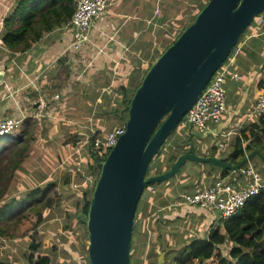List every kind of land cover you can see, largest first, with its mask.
<instances>
[{"label":"crops","instance_id":"1","mask_svg":"<svg viewBox=\"0 0 264 264\" xmlns=\"http://www.w3.org/2000/svg\"><path fill=\"white\" fill-rule=\"evenodd\" d=\"M17 1L0 0V72L4 74L0 81V118L22 117L23 124L19 131L0 140V153L3 155L15 143H21L24 158L16 170L9 173L7 187H2L0 208L12 204L5 211H11L9 220L16 214L20 218L21 212L24 214L27 210L34 214L33 221L37 223L36 209L42 203L47 206L42 211V221L28 233L29 240L35 235L29 249L34 251L31 248L33 243L38 246L34 252L36 255L30 254L36 258L38 254H48V222L59 219L57 213L48 217L52 204L48 205L51 196L48 185L55 184L51 189L55 192V189L71 186L77 171L82 177L86 176L84 166L86 156L91 154L93 137L102 138L118 127L109 118L117 110V107L111 110L110 105L123 98L120 86L119 97L122 98L116 101L115 87L126 81L127 72L131 71L132 76L135 72L136 76L142 73L147 60H155L194 21L208 0H109L104 14L93 23L89 40L80 49L71 48L74 38L72 28L67 24L46 33L23 53L13 52L2 43L4 20ZM250 28L227 61L230 69L242 77L229 79L226 83V112L219 124H211V130L195 139L201 140L202 147L204 142H211L209 147L202 148L206 151H225V155L221 153L217 157L226 159L231 157L242 129L259 125L261 120L255 112V105L256 96L264 88V13ZM56 94H60L59 98L55 97ZM73 137L81 141L76 143ZM208 139L210 141H205ZM80 142L81 146L87 145V149L80 148V155L76 156L74 150ZM221 142L226 144L224 149L218 146ZM196 148L200 151L197 143ZM206 151H203L206 156H213ZM18 154L12 158H18ZM73 158L81 160L84 166L69 168V164L75 161ZM15 162L10 161L12 165ZM212 176L213 180L207 186L221 176V168ZM228 179L234 184L243 182L239 174L228 175ZM155 187L160 190L158 185ZM37 189L40 190L39 197L31 199L32 192ZM182 210L202 215V232L196 238L206 239L222 225V219L215 211L195 206H184ZM57 212L62 214L61 209ZM6 215H3L5 219ZM76 215H79L78 203ZM0 226V263L12 264L20 257H17L18 247L1 223ZM220 230L223 232L224 227L221 226Z\"/></svg>","mask_w":264,"mask_h":264},{"label":"water","instance_id":"2","mask_svg":"<svg viewBox=\"0 0 264 264\" xmlns=\"http://www.w3.org/2000/svg\"><path fill=\"white\" fill-rule=\"evenodd\" d=\"M263 12L264 0H208L148 69L132 97L125 132L105 158L91 155L100 172L86 222L90 264H131L135 218L145 189L171 180L189 161L233 172L256 156L264 164V154L255 147L234 164L199 155L192 140L169 169L149 173L161 147ZM165 256L160 251L157 264H167Z\"/></svg>","mask_w":264,"mask_h":264},{"label":"rangeland","instance_id":"3","mask_svg":"<svg viewBox=\"0 0 264 264\" xmlns=\"http://www.w3.org/2000/svg\"><path fill=\"white\" fill-rule=\"evenodd\" d=\"M251 29L252 28L248 29V31ZM151 61L155 60H147L145 67L141 69L143 74L140 72V74L136 76L135 72L134 76H132L131 71L126 73V81H122V84L115 87L117 95L114 97L117 98L116 101L120 98V86L124 84L127 85L126 88L128 95H134L135 89L141 83L143 79L142 76H144L145 73L144 71L152 63ZM120 103L121 101H119V103L111 104L110 109L113 110L115 107H118V104ZM119 115L120 110H116L114 115L109 117L116 122L115 126H119L121 122H123ZM109 123L112 124V122ZM184 128V125L180 124L172 133L171 137L168 138L164 145L161 156L156 162L162 160L167 162L172 155H177L180 152L183 153L186 150L187 147L184 145V142H187V139L185 138L186 133L183 131ZM73 138H75L76 143L81 141L76 139V137ZM192 140H194L195 144H198L200 151L197 150V153L206 156L205 152H203L206 150L202 148H205L206 146L209 147L208 144L211 142H204L205 146L202 147L200 144L201 140L196 141L193 138ZM205 141L210 140L208 139ZM85 144L83 143V145ZM81 145L82 142H80L79 146L74 150L76 156L80 155V148L87 149V145ZM221 153L224 155L226 154L225 151H219L217 149H208L206 151V154L213 156H220ZM91 155L92 154L86 156L87 164L85 166L78 158H73L72 160L75 161L69 164V168L74 167L75 169H77L80 164L83 165L85 167L86 172L84 173L86 176L82 177L77 171L75 177L72 179L71 186H64L61 190L55 189L56 193L54 190L49 189L52 204L50 206V211H48V217L53 213L59 214L58 220L48 222V246L46 250H48V254L52 256L53 264H90L87 251L89 243L87 227L84 223H78L75 215L76 203L82 200L86 193L91 196V190L94 188L97 181L99 166L90 167V163H93ZM105 157L106 156L102 155V158ZM250 163L264 177V164L260 158L256 156L250 160ZM219 170L220 167H214L211 169L210 165L207 163L197 166L195 162L189 161L184 165L182 171L175 175L171 180L155 184L160 187V190L158 189L159 192L152 193L150 187L145 189L139 202V215L133 232L134 242L131 247V264H157L159 253L160 251L163 252L164 248L167 250V253H165L166 263L175 264V256L178 255L181 249H183L193 238H196L201 234L202 231L200 229L204 224L201 219L202 215H197L191 212L186 213L182 210V208L187 205H183L181 196L186 191H193L206 187L211 179L213 180L212 173L218 174ZM149 173H155V165L150 169ZM15 208L18 209L16 205ZM53 209H55L54 212L52 211ZM60 209L62 210V214L57 212ZM5 211L6 210L3 209L0 211V215L2 216L7 214L6 219H3L1 225L2 228L5 229V232L10 235V239L15 247H18L17 257L20 256L18 259L14 260L12 264H29V259L32 256L30 254L36 255L34 251L29 249L33 235L31 236L32 239L29 240V235H24V233L27 227L34 225V214L31 215L27 210H22L24 211V214L22 212L21 214L26 215L29 220H20L18 217L19 214H16L18 213L17 211L15 213L16 215H12L14 217L9 220L8 218L11 216V211L7 213ZM37 219L38 216H36V220ZM144 220H146L145 224ZM18 222L20 226L18 225ZM31 230V232H33V229ZM7 240L9 241V238ZM26 241L28 243H25ZM29 251L32 253H29ZM23 257L26 259H23Z\"/></svg>","mask_w":264,"mask_h":264},{"label":"trees","instance_id":"4","mask_svg":"<svg viewBox=\"0 0 264 264\" xmlns=\"http://www.w3.org/2000/svg\"><path fill=\"white\" fill-rule=\"evenodd\" d=\"M74 11L75 0H18L13 11L4 20L2 43L13 52H26L38 43L46 33H49L58 27L67 25L70 22ZM261 15L257 16L254 19V22L259 19ZM238 44L234 47L226 62L230 59ZM166 48H164L163 51H165ZM153 62L149 65L144 75L147 73ZM121 90L123 91V98L117 107V110H120L119 117L124 121L123 124H125L129 117V106L133 96L127 95L126 86H121ZM4 137H0V140ZM93 138L91 144L95 140V137ZM185 138L187 141H192L191 136L188 134H186ZM164 145L161 147L150 165V169L155 165V173H161L169 169L181 154L180 152L177 155H172L167 162L164 160L156 162L163 152ZM184 145L186 146V144ZM252 147H257L264 153V116L261 117L259 125L254 124L250 128L242 129L236 140L234 151L228 159L234 164H237L245 157L246 151L249 152ZM20 148L21 143H15L14 147L6 150L3 155L0 153V197L3 192L2 187H7V183L10 179L9 173L12 174L24 158ZM90 152L91 154L98 155L93 149H91ZM108 153L109 152L107 151L104 156ZM17 154L18 158L13 159L12 157H17ZM11 160H16V162L12 165L10 163ZM92 160L93 163H90V167H98L94 157H92ZM98 168L97 179L100 172V167ZM231 174L234 175V172L221 169V176H228ZM153 185L155 184H151L148 187ZM54 186L55 184L48 185V193ZM93 190L94 188L91 190V196L86 193L84 194L83 199L78 202L79 215H75L77 221L84 223L85 225L88 218ZM39 193L40 190H34L32 196H30L31 199L37 198ZM50 203H52V200L48 198V205ZM11 206L12 204L3 206L0 210H8V207ZM45 207L47 206L42 203L41 207L36 209L35 213L38 215L37 223L31 227H27L24 235L28 234L31 229H34V227L42 221V211ZM138 215L139 211L137 208L135 218L136 224ZM3 219L4 217L0 215V223ZM20 220L29 219L26 215H22ZM221 226L224 227L223 232L220 230ZM221 226L215 228L206 239L193 238L183 249H181L180 253L175 256V264H264V190L251 197L239 214L227 220H222ZM33 238H35V235ZM133 242L134 234L131 247ZM222 245L225 247L222 248ZM31 248L34 252L38 250V246L35 243L31 245ZM223 250H225V252L227 251V254ZM163 252L167 253V250L164 248ZM29 262V264H53V258L50 254H38L36 258L32 255Z\"/></svg>","mask_w":264,"mask_h":264},{"label":"built area","instance_id":"5","mask_svg":"<svg viewBox=\"0 0 264 264\" xmlns=\"http://www.w3.org/2000/svg\"><path fill=\"white\" fill-rule=\"evenodd\" d=\"M108 5L109 0H75V11L68 23L72 28L74 38L71 44L72 49H80L89 40L94 21L104 14ZM241 77L239 73L230 69L227 62L222 64L185 115L181 123L185 127L183 131L196 139L211 130V124H219L227 109L226 83L229 79L239 80ZM59 96L60 94L55 95L56 98ZM255 112L260 117L264 116V88L256 96ZM22 124V117L0 118V137L19 131ZM125 130L126 123L109 131L103 138L96 137L91 148L102 157L113 148ZM218 146L224 149L226 144L221 142ZM234 174H239L243 182L234 184L228 176H220L209 186L193 192H184L181 196L183 205L215 211L219 213V218L222 220L239 214L251 197L264 190V178L250 163ZM150 190L152 193L157 192L154 185L150 187Z\"/></svg>","mask_w":264,"mask_h":264},{"label":"flooded vegetation","instance_id":"6","mask_svg":"<svg viewBox=\"0 0 264 264\" xmlns=\"http://www.w3.org/2000/svg\"><path fill=\"white\" fill-rule=\"evenodd\" d=\"M187 149V148H186ZM203 164H205V163H203Z\"/></svg>","mask_w":264,"mask_h":264}]
</instances>
